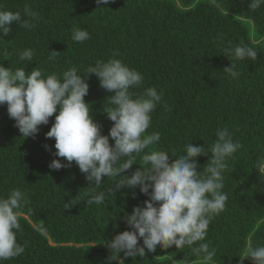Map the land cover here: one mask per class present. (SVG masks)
Returning <instances> with one entry per match:
<instances>
[{"label":"trees","instance_id":"trees-1","mask_svg":"<svg viewBox=\"0 0 264 264\" xmlns=\"http://www.w3.org/2000/svg\"><path fill=\"white\" fill-rule=\"evenodd\" d=\"M250 0H0V9L20 11L25 5L39 13L30 29L12 24L8 36L0 38V65L13 72L38 68L44 74H62L77 67L87 77L90 116L108 135L114 122L104 108L115 94L101 87L95 74L84 73L97 61L112 58L140 72L142 86L135 95L155 87L161 102L151 114L146 135L160 134L149 146L166 151L170 160L184 154L185 145H204L216 139L217 129L227 130L242 147L229 158L223 173L227 202L223 212L209 224L205 241L216 249L208 264H253L243 258L249 244L264 245V178L256 162L264 156V5L253 11ZM89 33L83 43L72 40L73 28ZM2 35V34H0ZM241 42L258 55L233 60L238 77L223 72L232 65L226 50ZM34 50L32 61L19 60V52ZM51 51L59 52L50 60ZM84 73V74H83ZM59 108V106H57ZM39 126L34 136L24 138L10 118L7 104L0 105V197L21 190L27 199L22 210L18 243L25 251L0 264H201L191 249H145V256L109 261L107 242L132 230L126 222L134 207L149 199L135 188L116 189L119 177H102L99 189L86 179L73 161L70 167L53 170L55 139L46 138L55 115ZM109 143L114 140L109 137ZM45 145L48 147L46 148ZM143 153L141 154V156ZM141 156L122 175L139 169ZM211 158H196L203 171ZM126 159V158H125ZM111 190V191H109ZM105 191L102 204H87L88 192ZM151 191V189H149ZM143 246V239L138 240ZM122 260V261H121Z\"/></svg>","mask_w":264,"mask_h":264},{"label":"clouds","instance_id":"clouds-1","mask_svg":"<svg viewBox=\"0 0 264 264\" xmlns=\"http://www.w3.org/2000/svg\"><path fill=\"white\" fill-rule=\"evenodd\" d=\"M109 2L96 0L97 4L107 5ZM262 5L264 0H250L248 7L255 11ZM23 16L29 19H22L20 11L0 9V38L9 35L12 31L10 25L14 23L30 29L35 26L32 21L40 19L39 13L28 5L23 9ZM71 38L83 43L89 39V33L76 27ZM226 51L233 59L232 65L225 67L223 72L233 79L239 75L233 60L255 61L258 55L244 42ZM58 53L51 51L49 59L54 60ZM18 55L19 60L30 62L34 50L24 49ZM84 73L95 74L102 88L115 92L108 97L110 106L104 108L107 117L114 122L108 135L101 134V125L90 116V105L84 100L89 90L87 77L82 76L77 67L60 75H46L38 68L30 72L17 68L13 72L0 65V105L7 104L8 114L24 138L34 137L39 126L48 124L49 118L58 111L46 138L55 139L57 151L54 155L65 158L68 163L62 164L54 159L49 164L51 169L70 167L74 161L97 189L102 184V177H119L116 189L139 186L140 191L149 197L144 207H134L127 216L126 222L132 230L123 231L107 242L111 250L109 261L119 260L121 252L125 257H144L145 249L155 253L158 247L168 249L173 245L176 249L189 247L201 264L213 261L216 249L203 241L213 218L225 209L228 197L222 191L223 173L228 159L242 145L239 141L234 142L227 130L217 129L216 139L210 147L206 149L204 145L188 143L184 154L174 160H170L166 151L153 149L145 152L161 139L158 132L146 135V130L163 94H158L155 87H149L142 94L135 95L130 89L142 86V74L116 58L99 60ZM109 137L114 144L110 145ZM209 153V162L203 171H198L196 158ZM137 156H141V167L130 176L122 175L137 164ZM255 169L264 178V156L257 160ZM85 195L89 205H100L106 197L105 191ZM26 204L25 194L19 189L11 190L6 198L0 197V261L15 258L25 251V247L18 243L16 233L21 227L19 221ZM140 238L143 246L138 244ZM243 258H251L253 264H264V245L253 247L249 244Z\"/></svg>","mask_w":264,"mask_h":264}]
</instances>
